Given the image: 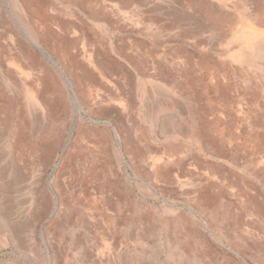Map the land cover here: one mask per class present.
<instances>
[{"label":"rangeland","instance_id":"rangeland-1","mask_svg":"<svg viewBox=\"0 0 264 264\" xmlns=\"http://www.w3.org/2000/svg\"><path fill=\"white\" fill-rule=\"evenodd\" d=\"M0 264H264V0H0Z\"/></svg>","mask_w":264,"mask_h":264},{"label":"crops","instance_id":"crops-1","mask_svg":"<svg viewBox=\"0 0 264 264\" xmlns=\"http://www.w3.org/2000/svg\"><path fill=\"white\" fill-rule=\"evenodd\" d=\"M185 62L187 63V61H185ZM187 64H188V63H187ZM188 88L190 89V91H192V90H191V89H192L191 86H189Z\"/></svg>","mask_w":264,"mask_h":264}]
</instances>
